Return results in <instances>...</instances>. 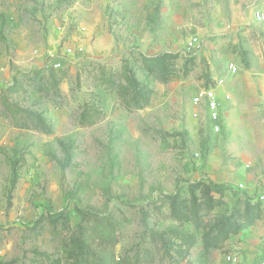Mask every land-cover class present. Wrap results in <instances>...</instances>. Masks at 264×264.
Wrapping results in <instances>:
<instances>
[{
  "label": "rangeland",
  "instance_id": "rangeland-1",
  "mask_svg": "<svg viewBox=\"0 0 264 264\" xmlns=\"http://www.w3.org/2000/svg\"><path fill=\"white\" fill-rule=\"evenodd\" d=\"M261 9L0 0V264L264 258Z\"/></svg>",
  "mask_w": 264,
  "mask_h": 264
},
{
  "label": "built area",
  "instance_id": "built-area-1",
  "mask_svg": "<svg viewBox=\"0 0 264 264\" xmlns=\"http://www.w3.org/2000/svg\"><path fill=\"white\" fill-rule=\"evenodd\" d=\"M254 19L261 24H264V9L257 10L254 13ZM194 40H197L195 38ZM239 68L235 64H230L228 66V72L229 75H236L239 71ZM225 85V79H215L213 84L209 86L208 88H205L200 91L199 96L195 99L196 103L202 102L203 100L206 101L207 109H208V115L210 118V121L214 125L215 131H220L221 127V112H220V90ZM262 200H264V196L261 197ZM220 264H246L243 258L236 254H228L225 255L223 260ZM252 264H264V258L258 260L255 263Z\"/></svg>",
  "mask_w": 264,
  "mask_h": 264
},
{
  "label": "trees",
  "instance_id": "trees-1",
  "mask_svg": "<svg viewBox=\"0 0 264 264\" xmlns=\"http://www.w3.org/2000/svg\"><path fill=\"white\" fill-rule=\"evenodd\" d=\"M101 245H112L115 246L117 240H115L114 235L108 234L106 236H98Z\"/></svg>",
  "mask_w": 264,
  "mask_h": 264
}]
</instances>
